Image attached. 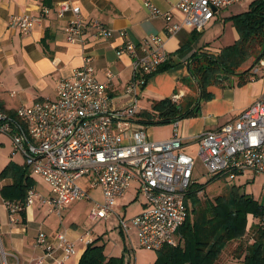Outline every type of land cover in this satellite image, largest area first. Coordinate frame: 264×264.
<instances>
[{"label":"built area","instance_id":"1","mask_svg":"<svg viewBox=\"0 0 264 264\" xmlns=\"http://www.w3.org/2000/svg\"><path fill=\"white\" fill-rule=\"evenodd\" d=\"M142 1L151 16H163L166 24L162 34L148 35L137 42L125 39L119 45L118 51L132 58L133 77L126 92L142 87L145 75L169 59L166 37L182 30L201 31L216 11L242 0H179L176 7L181 17L175 21H171L170 11H161L151 0ZM51 8L59 18L70 13L65 25L69 42L83 41L87 29L95 39H107L114 33L98 19H85L79 5L68 0L55 6L42 5L39 15H12L8 26L28 33ZM261 67L264 58L259 59L253 72L258 73ZM110 79L108 74L105 80H99L93 67L85 62L58 81L54 98L20 106L14 115L0 109V132L10 137L14 151L49 188L46 196L36 188L29 189L26 206L39 200L49 211L60 214L76 200L91 199L92 221L114 219L127 237L134 230L140 247L157 251L164 244L178 242L196 161L183 149V136L177 128L166 139L155 140L148 135L147 126L135 119L136 100L125 107H113L108 95ZM184 95L178 90L171 99L178 102ZM197 140V156L208 174H225L230 179L246 172L260 174L264 192V95L220 128L202 131ZM81 178L86 187L80 183ZM134 182L142 208L125 217L113 207ZM92 189L100 191V199L90 195ZM6 206L9 214L20 208L14 202ZM91 233L88 228L79 239L90 242ZM44 236L40 232L38 241L43 242ZM57 237L65 246L66 259L74 252L73 243L62 232Z\"/></svg>","mask_w":264,"mask_h":264},{"label":"crops","instance_id":"2","mask_svg":"<svg viewBox=\"0 0 264 264\" xmlns=\"http://www.w3.org/2000/svg\"><path fill=\"white\" fill-rule=\"evenodd\" d=\"M42 1L0 0V109L8 113L12 112L10 114L14 115L20 106L54 98L58 81L70 76L75 68L82 66L85 62L93 67L99 80L103 81L108 74H111L108 95L113 107H125L136 100L139 111L149 108L152 99L171 97L178 90H183L187 96L196 94V87L189 75L187 58L189 53L183 57L173 54L179 48L180 38L189 32L187 30L165 38V48L172 53L173 58L179 60L177 65L151 75L136 91H125L126 85L133 77L132 58L128 53H120L119 45L125 39L137 42L148 35L162 34L166 24L163 16H151L142 0H68L72 4L79 5L85 19H98L112 28L114 33L107 39H95L91 35V30L87 29L83 35V41H67L65 25L70 13H67L65 18H59L53 8L43 14L28 33H22L8 26V20L12 15L24 12L39 15ZM59 1L62 0H49L51 6H55ZM151 1L161 11H170L171 21L181 17L176 7L179 0ZM228 26L230 27L226 32ZM120 31H124L125 34H121ZM45 33L48 34V50H44L41 44ZM237 37L238 33L232 23L225 20L222 13L218 11L215 19H211L206 24L193 43L192 51L208 50L218 53L221 47L231 44ZM256 75L257 78H251L243 84H238V76L232 75L209 85L207 89L212 93V97L201 101L199 115L184 118L175 123L154 125L150 128L147 126L149 136L155 140L166 139L177 128L183 136V149L195 158L197 137L202 131L220 128L264 95V67H261ZM162 127H168V132L157 134L153 130V128ZM1 142L4 143V140ZM17 155L21 159L17 158ZM0 160V171L9 162L24 163V158L19 152L10 150ZM195 169H197L196 166ZM30 176L36 180V176L31 171ZM254 177L253 173L246 172L237 178L253 179ZM9 182L8 178L0 179V189ZM80 183L85 186V179L81 178ZM37 185L36 180L35 188L39 191ZM135 185V182L132 183L125 195L118 200L120 204L126 205L127 202L137 199ZM131 190L130 197L126 198ZM92 191H98L100 194L98 189H92L90 195ZM39 193L44 196L49 195V188L46 193L43 194L40 191ZM93 198L101 197L93 195ZM87 200L91 202V209L93 201ZM50 213L56 212L49 211L45 203L36 200L33 204L26 206V220L21 222L17 212L9 214L6 202L0 195V243L6 264H59V260L62 261L61 264L78 263L88 243L87 239L82 241L79 237L89 227L78 229L74 221L63 223L60 219L57 223L59 225L49 223L47 217ZM97 221H93V224ZM42 224H47L49 228H44ZM109 226L111 228L107 227L105 230L101 228L96 231L92 225V233L89 236L91 240L100 237L99 243L104 244L106 256L123 255L125 262L130 264L153 263L156 254L149 256L150 258L145 257L147 251H143L145 254L143 255L137 248L136 237L134 239L132 234L127 237L113 220L109 221ZM40 232L45 234L43 242L38 241ZM61 232L72 241L74 247V252L66 259H63L65 246L57 237V234ZM229 260L242 264L240 260L227 256L223 257L221 264ZM2 261L0 258L1 264H3Z\"/></svg>","mask_w":264,"mask_h":264},{"label":"trees","instance_id":"3","mask_svg":"<svg viewBox=\"0 0 264 264\" xmlns=\"http://www.w3.org/2000/svg\"><path fill=\"white\" fill-rule=\"evenodd\" d=\"M42 2L51 6L49 0ZM224 19L232 23L238 37L231 44L221 47L218 53L192 51V45L202 30L187 32L180 38L179 48L173 52L177 57L189 53V75L196 87V94H185L178 102L171 97L152 99L149 108L135 114L136 120L150 126L197 116L201 101L212 97L208 86L222 80L218 75H237L238 84L257 78L253 67L264 56V0H250L246 9ZM47 39L48 34L45 33L41 39L44 50H48ZM259 54L260 58L256 59ZM178 63L179 60L169 53L166 62L156 71L145 75V83L151 75ZM195 171L186 193L187 213L177 232L178 242L174 245L164 244L155 251L156 258L152 264H221L225 256L240 260L242 264H264V202L247 192H241L237 184L227 185L224 192L208 197L204 194L206 185L225 174H209L210 177L204 182H198ZM4 178L10 179V182L1 187L0 195L6 203L20 205L17 213L21 222H25L27 192L35 188L36 180L30 176L29 166L14 162L1 169L0 179ZM99 239L95 237L86 244L77 264H130L125 262L123 255L106 256L104 244L99 243Z\"/></svg>","mask_w":264,"mask_h":264},{"label":"rangeland","instance_id":"4","mask_svg":"<svg viewBox=\"0 0 264 264\" xmlns=\"http://www.w3.org/2000/svg\"><path fill=\"white\" fill-rule=\"evenodd\" d=\"M250 0H242L241 2H236L233 3L225 8L219 9V12L222 13L223 17L226 18V16H229L232 13H236L238 11L244 10L246 9V7L248 6V2ZM217 13V11H216ZM216 14L214 15V17L212 18L215 19ZM220 21V20H219ZM229 27L227 28L226 32L229 30ZM151 126L154 125H150L148 128H150ZM168 127H162V128H153V130L157 133V134H165L168 132ZM149 135V134H148ZM1 140H4V143L1 142ZM3 145H5L6 147H4ZM13 152L14 148L12 146V142L10 137L3 132H0V158L4 157L5 154H7L8 151ZM197 154V153H196ZM195 154V158H196V171H195V179L198 182H204L207 178L210 177L209 174L206 173V169L204 167V165L202 164L201 160L197 157V155ZM17 158L21 159L20 156L17 155ZM1 162V160H0ZM247 173H251V172H247ZM262 175L260 174H256L255 177L253 179L249 178V179H230L228 177H224V176H220L219 179L209 182L206 185V190H205V195L208 197H213L214 195L220 193V192H224L227 185L230 184H237L239 190L241 192H247L249 194H251L254 198L258 199L260 202H264V192L262 190L261 187V181H262ZM36 180L38 182L37 187L39 188V191L41 193H46L47 192V188L48 186L46 185V183L39 177L36 176ZM38 191V192H39ZM132 190L128 193V195L126 196V198L130 197ZM91 195L93 197V195L97 196L100 198V194L98 191H92ZM200 195L202 196L203 194L200 193ZM36 201V200H35ZM39 201V200H37ZM91 202L87 199L84 200H76L75 202H72L71 204H69L70 206L63 209L60 214H56V213H50V215L47 217V221L49 223H54L57 224L59 223L60 220L63 221V223L66 221H74L77 226L78 229H82L86 227L91 228L93 225L94 230L99 231L101 230V228L103 230H105L107 227L111 228L109 226V221L115 222L114 219L111 220H102L99 219L97 221V223L93 224L92 219L89 217V212H90V204ZM114 211L115 212H119L122 215H125V217H130L131 215L135 214L136 212L140 211V198H137L135 200H131L129 202L126 203V205L120 204L118 201L115 203L114 205ZM60 219V220H59ZM249 220L251 221V216H249ZM44 228H49V226L47 224H42ZM59 225V224H57ZM94 234V233H93ZM132 236L135 239V233L134 230L132 231ZM136 241V239H135ZM1 242V241H0ZM137 248L141 251V253L143 255H145L143 253V251H147V255H145V257L150 258L149 256H153L156 254L155 251L153 250H146L145 248H142L140 246L137 245ZM2 246L0 243V258L3 260L4 257V261H2L3 264H6V259H5V255L4 253L2 254ZM224 264H236L234 261L229 260L227 262H225Z\"/></svg>","mask_w":264,"mask_h":264},{"label":"water","instance_id":"5","mask_svg":"<svg viewBox=\"0 0 264 264\" xmlns=\"http://www.w3.org/2000/svg\"><path fill=\"white\" fill-rule=\"evenodd\" d=\"M260 56H261V54H259L258 55V57L256 58V59H259L260 58ZM263 58H264V56H263ZM218 77H221V78H226L227 77V75H218ZM2 253H3V251H1Z\"/></svg>","mask_w":264,"mask_h":264}]
</instances>
